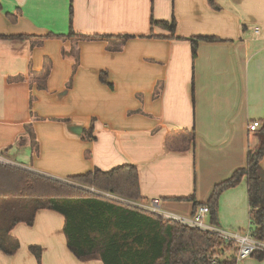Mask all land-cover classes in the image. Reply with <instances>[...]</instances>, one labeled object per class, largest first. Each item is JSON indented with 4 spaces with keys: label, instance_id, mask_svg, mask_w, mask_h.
Returning <instances> with one entry per match:
<instances>
[{
    "label": "crops",
    "instance_id": "crops-1",
    "mask_svg": "<svg viewBox=\"0 0 264 264\" xmlns=\"http://www.w3.org/2000/svg\"><path fill=\"white\" fill-rule=\"evenodd\" d=\"M215 3L0 0L2 162L61 180L135 164L146 201L158 198L163 210L191 216L195 200L206 202L216 184L246 166L259 143L249 124L264 118V0ZM172 19L174 35L152 23ZM71 26L132 38L44 37ZM20 34L31 36L14 37ZM199 36L218 39L199 40L194 54L191 38ZM92 121L94 138L84 141ZM174 129L194 130V147L168 150ZM219 208L221 227L250 229L246 178L221 195ZM64 223L61 213L41 209L33 225L17 224L11 234L20 248L0 250V264H38L31 245L43 248V264H104L69 250ZM253 257L240 264H264V256Z\"/></svg>",
    "mask_w": 264,
    "mask_h": 264
},
{
    "label": "trees",
    "instance_id": "trees-1",
    "mask_svg": "<svg viewBox=\"0 0 264 264\" xmlns=\"http://www.w3.org/2000/svg\"><path fill=\"white\" fill-rule=\"evenodd\" d=\"M211 4L218 8L215 0ZM11 19L13 15L8 14ZM153 25L166 28L174 35L176 21L154 20ZM152 35V34H151ZM31 35H14L30 38ZM2 35H0V38ZM47 38L101 39L126 42L132 35L79 34L73 26L68 34L48 33ZM214 36L191 38L194 54L199 40H217ZM93 121L83 131L81 139L93 140ZM259 143L250 148L247 164L213 188L206 202L195 200V210L201 205L210 209V220L218 224L219 200L228 189L247 182L250 206V231L264 240V118L261 121ZM195 131L174 129L165 143L170 151L184 152L194 147ZM90 150H85L89 156ZM67 182L22 167L0 162V250L14 255L20 241L11 234L13 228L25 222L33 225L37 212L50 209L65 218L64 234L69 250L81 261L100 259L104 264H235L238 249L210 231L190 227L147 211L135 203L146 199L141 194L139 170L135 164H123L110 170L95 168L71 175ZM104 193L117 196L111 198ZM189 199L194 200L191 196ZM30 251L38 264L43 248L31 245ZM262 258L264 254H255Z\"/></svg>",
    "mask_w": 264,
    "mask_h": 264
},
{
    "label": "built area",
    "instance_id": "built-area-1",
    "mask_svg": "<svg viewBox=\"0 0 264 264\" xmlns=\"http://www.w3.org/2000/svg\"><path fill=\"white\" fill-rule=\"evenodd\" d=\"M257 34L260 33L259 27L255 28ZM261 127V121L255 120L249 124V131H257ZM0 157V162H2ZM4 163V162H3ZM9 164V163H7ZM12 165V164H11ZM15 166V165H14ZM20 167V166H18ZM105 195L114 198L120 199L117 196L111 195L109 193H104ZM160 199L151 198L148 201L142 203H135L141 208L156 213L163 218L171 221H175L190 227H196L204 231H210L218 238L222 239L225 242H233L237 249L236 263L240 264L241 261L248 257H252L255 254H264V240L257 239L252 232L249 230H239V231H229L222 228L220 225H216L209 220L210 209L207 205L199 206L191 216L184 217L177 213L170 211H165L161 208ZM218 259H214L212 264H218Z\"/></svg>",
    "mask_w": 264,
    "mask_h": 264
},
{
    "label": "rangeland",
    "instance_id": "rangeland-1",
    "mask_svg": "<svg viewBox=\"0 0 264 264\" xmlns=\"http://www.w3.org/2000/svg\"><path fill=\"white\" fill-rule=\"evenodd\" d=\"M68 179H66V180H64V181H67ZM67 182H71V181H67ZM219 210H220V208H219ZM182 216H184V215H182ZM184 217H189V216H184ZM218 217H219V211H218ZM209 220H210V217H209ZM248 220H249V215H248V212L246 213V225H248ZM250 223V222H249ZM250 227V226H249ZM222 228H224V229H226V230H229V231H239V229H228V228H225V227H222ZM246 229H248V227H246ZM255 260H258V257L257 256H254L253 257ZM246 260H243V261H241L242 263L243 262H245ZM249 261V260H248ZM250 261H252V260H250Z\"/></svg>",
    "mask_w": 264,
    "mask_h": 264
}]
</instances>
